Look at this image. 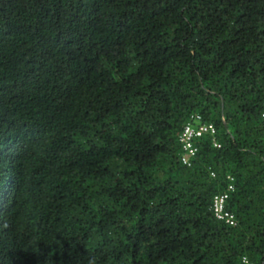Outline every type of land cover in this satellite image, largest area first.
Returning a JSON list of instances; mask_svg holds the SVG:
<instances>
[{
  "label": "trees",
  "instance_id": "obj_1",
  "mask_svg": "<svg viewBox=\"0 0 264 264\" xmlns=\"http://www.w3.org/2000/svg\"><path fill=\"white\" fill-rule=\"evenodd\" d=\"M195 114L220 146L187 165ZM244 257L264 264V0H0V264Z\"/></svg>",
  "mask_w": 264,
  "mask_h": 264
},
{
  "label": "built area",
  "instance_id": "obj_2",
  "mask_svg": "<svg viewBox=\"0 0 264 264\" xmlns=\"http://www.w3.org/2000/svg\"><path fill=\"white\" fill-rule=\"evenodd\" d=\"M217 128L213 123L202 120L201 115L195 114L190 121L186 123L180 135V142L182 145V161L184 164L190 165L192 160L197 155L198 147L196 142L204 135H211L215 146H220L216 140ZM229 185L227 191L217 193L213 198L212 209L217 219L224 221L229 225H235L236 219L233 212L227 208L229 192L234 189V178L228 176ZM243 264H257L249 258L242 259Z\"/></svg>",
  "mask_w": 264,
  "mask_h": 264
}]
</instances>
